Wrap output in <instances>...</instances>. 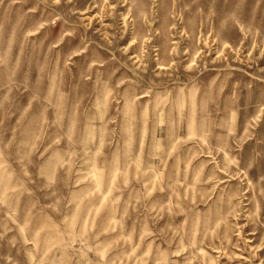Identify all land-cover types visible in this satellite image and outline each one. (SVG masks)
Segmentation results:
<instances>
[{"label":"rangeland","instance_id":"rangeland-1","mask_svg":"<svg viewBox=\"0 0 264 264\" xmlns=\"http://www.w3.org/2000/svg\"><path fill=\"white\" fill-rule=\"evenodd\" d=\"M0 264H264V0H0Z\"/></svg>","mask_w":264,"mask_h":264}]
</instances>
